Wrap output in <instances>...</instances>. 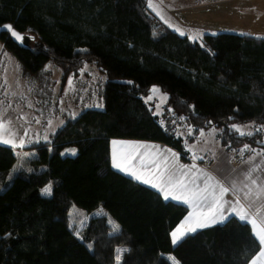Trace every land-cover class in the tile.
Returning <instances> with one entry per match:
<instances>
[{
	"label": "trees",
	"instance_id": "1",
	"mask_svg": "<svg viewBox=\"0 0 264 264\" xmlns=\"http://www.w3.org/2000/svg\"><path fill=\"white\" fill-rule=\"evenodd\" d=\"M4 23L34 37L22 48L0 34L24 74L48 78L45 66L52 65L64 86L89 66L104 78V90L102 110H83L50 141L22 148L36 158L10 185L18 152L0 146V264H115L119 247L126 248L119 264H172L168 256L179 264L249 263L259 248L237 219L173 245L171 233L187 209L115 171L110 140L182 151L173 129L185 125L217 129L227 149L264 148V131L241 136L232 127H264V38L220 33L190 41L153 15L146 0H0ZM153 85L166 95L164 124L144 102ZM49 183L51 195L43 197ZM74 207L104 215L75 235L67 223ZM109 219L118 232L110 233Z\"/></svg>",
	"mask_w": 264,
	"mask_h": 264
},
{
	"label": "rangeland",
	"instance_id": "2",
	"mask_svg": "<svg viewBox=\"0 0 264 264\" xmlns=\"http://www.w3.org/2000/svg\"><path fill=\"white\" fill-rule=\"evenodd\" d=\"M146 1L147 9L165 26L179 35L180 32L176 29H180L185 33L183 36L188 39L197 33H201L202 38L205 35L220 33L264 37V2L249 7L248 0H152L154 4L159 6L161 14L158 15L149 7V0ZM240 8H246V12L250 8L253 9L257 17L254 14L252 16L248 14L249 18L244 13L239 14ZM189 40L193 41L192 39ZM200 40L196 41L199 42ZM45 69L49 70L51 74L44 79L41 75L28 76L24 74L20 64L4 50L0 42V115L5 120L12 121V128L17 133L16 139L19 141L20 138H23L24 146L50 140L49 135L61 127L63 122H66L69 117L77 116L83 110L103 109L104 78L94 68L87 66L77 77H70L64 85L62 96L57 95L60 90V70L52 65H46ZM69 81H71V85ZM153 88L159 89L157 85H153L151 93L144 98V102L152 108L155 115L159 116L166 102V95L160 90L159 93L154 94ZM47 89L54 93L50 94V108L45 110V102L47 101H45L42 91ZM60 104H64L65 110L69 113H66L64 118L59 115L48 120V113L55 112ZM20 116L26 117V120L19 119ZM238 127L244 132L254 133L255 131V125L252 123ZM201 143L194 140L189 145L194 147ZM0 146L10 148V145L3 143H0ZM34 158H36L35 155L17 153V161L11 169L7 184L10 185L18 170L29 168L28 161ZM48 185L51 184L45 185L40 190L43 197H50L51 195H45L42 192V189ZM102 214L104 211L101 208L87 213L74 207L67 215V223L77 235L86 226L90 218L102 216ZM110 233L113 234V230ZM118 249L126 250L124 247ZM117 250L115 264H119L124 252L118 253ZM118 255L119 262L117 261Z\"/></svg>",
	"mask_w": 264,
	"mask_h": 264
},
{
	"label": "snow or ice",
	"instance_id": "3",
	"mask_svg": "<svg viewBox=\"0 0 264 264\" xmlns=\"http://www.w3.org/2000/svg\"><path fill=\"white\" fill-rule=\"evenodd\" d=\"M149 7L158 15L161 14L159 6L152 0H149ZM0 28L9 31L17 42H23V35L13 30L11 25H3ZM176 31L180 32L182 36L185 35L180 29H176ZM189 39L200 40L202 34L197 33L190 36ZM69 84L71 85V81ZM152 92L157 94L159 89L153 88ZM19 119L26 120V117L20 116ZM232 127L241 136L252 135L251 132H244L236 125ZM189 134H191V130ZM16 136L17 133L12 128V121L5 120L0 115V143L11 145L13 148L23 147L24 139L20 138L17 141ZM112 144V166L114 168L126 173L136 181L150 185L160 192L165 200L171 198L186 204L191 209L171 233L174 245L199 229L216 224L226 226L234 219H238L244 226H251L254 246L259 248L251 257L250 264H264V177L253 175L256 172L264 171V160L257 163L254 157L250 158L248 163L251 164V167L245 171L243 180L221 181L206 169L198 167L196 163L191 166L180 164L178 154L172 152L171 149L140 142L114 140ZM117 145L122 147L117 149ZM188 150L192 151V148L190 147ZM72 151L74 154L75 150ZM244 151L255 152L248 145H245L240 154L243 155ZM256 155L264 157V150ZM197 159L203 160L204 157H197L193 153V160ZM51 191V185L42 189L45 195H50ZM229 193L234 197L233 200L225 199ZM109 223L112 225L114 233L119 231V225L111 220ZM117 251L120 253L126 250L118 249ZM168 259L172 264H179L175 257ZM117 261L119 262V255Z\"/></svg>",
	"mask_w": 264,
	"mask_h": 264
},
{
	"label": "crops",
	"instance_id": "4",
	"mask_svg": "<svg viewBox=\"0 0 264 264\" xmlns=\"http://www.w3.org/2000/svg\"><path fill=\"white\" fill-rule=\"evenodd\" d=\"M262 2H264V0H258V1L248 0V5L250 7V6H253L255 4H263ZM240 9H241V12L239 14L244 13L245 16H248V14H250L249 16H252L254 14V16L257 17L256 13H254L253 9H251V8L247 12H246V8H240ZM237 14H238V12H237ZM249 16H248V18H249ZM253 37H255V36H253ZM258 38H264V37H258ZM63 91H64V86L60 85V90H59L60 93L56 91L57 95L62 96ZM42 92H43V97L45 98V101H47V102H45V110H46V109H49L51 106L50 94H53L54 92H52L50 89H47V90L42 91ZM163 109H164V106H163ZM163 109H162V112L159 114V119L161 120L162 124H164V121L162 118L163 112H164ZM66 113H69V112H67V110H65V105L60 104L55 112L48 113L47 118L49 120V119L56 118L59 115H61L62 118H64ZM173 130L175 131L176 135L178 137H180V139L182 140V151L176 150V149H174V148H172L166 144L160 143V142L136 140V139H111L110 140V162H111V166H112V152H113L112 141H114V140L115 141L140 142V143H145V144H150V145H159L162 148L171 149L172 152H175L178 154L180 164L189 165V166H191L193 163L187 161L183 155L186 156V155H191V154L195 153L200 157H204V159L201 160L204 165L206 163H208V161L211 162V165L208 168H204V167H201L199 165H197V166L200 168L206 169L208 172L212 173L214 176H216L217 179H219L221 181H227L230 179H235L237 181L243 180L245 171L251 167V164L248 163L250 158L254 157L255 161L257 163H259L261 160H264V157L256 155V153L264 150V148L249 147L250 149H254L255 152L244 151L243 155H241L240 154L241 150L244 149V147L240 148V149L233 150V149H227L226 147L222 146L219 142V139H218V130L217 129H209L207 131H196L194 128L186 127L185 125H175ZM190 130H191V134H189ZM257 131H264V127L255 125L254 133ZM201 132H203V135H201ZM53 133H51L49 135L50 138H51ZM194 140H197V141L202 142V143L199 144L198 146L192 147L191 145H189V143L194 141ZM48 141H50V140H48ZM263 144H264V142H263ZM24 147L25 146L13 148L10 145V148L16 150L18 152V154H20V155H25V154L34 155L35 154V153H32V151H23L22 148H24ZM116 147H117V149H120L122 146L117 145ZM190 147L192 148V151L188 150ZM141 151H144V150L141 149ZM237 151H239V153ZM112 168L115 171L129 177L133 181L138 182L140 184H143L142 182L136 181L135 179H133L132 177H130L126 173L114 168L113 166H112ZM253 175L256 177H264V171L256 172ZM5 185H7V183ZM143 185L154 190L155 192H157L164 201L172 202V203L184 206L187 209V213L185 216H187L188 212L191 211V209L186 204L172 200L171 198L168 200H165L163 195L160 192H158L156 189L152 188L150 185H146V184H143ZM225 199L233 200L234 197L231 195V193H229L226 195ZM102 215H104V214H102ZM185 216L179 222V224L184 220ZM216 225H221V224H216ZM212 226H215V225H212ZM249 227L251 228L250 225H249ZM206 228H208V227H206ZM203 229H205V228H203ZM199 230H202V229H199ZM171 240H172V237H171ZM248 264H250V261Z\"/></svg>",
	"mask_w": 264,
	"mask_h": 264
},
{
	"label": "water",
	"instance_id": "5",
	"mask_svg": "<svg viewBox=\"0 0 264 264\" xmlns=\"http://www.w3.org/2000/svg\"><path fill=\"white\" fill-rule=\"evenodd\" d=\"M3 25H11V24H10V23H4V24H1L0 26H3ZM11 26H12V25H11ZM12 29L15 30L17 33H20V34L23 35V37H24L23 42H17V41L15 40V38L12 37L11 33H10L9 31H7L6 29L0 28V34H7V35L9 36V38L11 39V41H12L14 44H16L17 46L22 47V48H26V47H28L29 44H30L31 42L34 41V37H33V36H31V35H29V34H23V33H21V32H18V31H17L16 29H14L13 27H12Z\"/></svg>",
	"mask_w": 264,
	"mask_h": 264
},
{
	"label": "built area",
	"instance_id": "6",
	"mask_svg": "<svg viewBox=\"0 0 264 264\" xmlns=\"http://www.w3.org/2000/svg\"><path fill=\"white\" fill-rule=\"evenodd\" d=\"M239 153V151H237ZM197 157H200L198 156L197 154H195ZM184 158L191 162V163H196L197 165L201 166V167H204V168H208L210 165H211V162L208 161V163H206L205 165L202 163L201 160L197 159V160H193V154L189 155V156H185L184 155Z\"/></svg>",
	"mask_w": 264,
	"mask_h": 264
}]
</instances>
